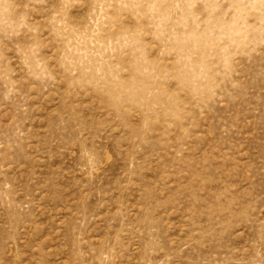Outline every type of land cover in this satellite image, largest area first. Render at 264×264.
<instances>
[{
    "label": "rangeland",
    "instance_id": "obj_1",
    "mask_svg": "<svg viewBox=\"0 0 264 264\" xmlns=\"http://www.w3.org/2000/svg\"><path fill=\"white\" fill-rule=\"evenodd\" d=\"M0 264H264V0H0Z\"/></svg>",
    "mask_w": 264,
    "mask_h": 264
}]
</instances>
